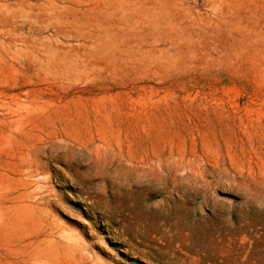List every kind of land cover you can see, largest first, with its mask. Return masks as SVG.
<instances>
[{
    "label": "rangeland",
    "instance_id": "rangeland-1",
    "mask_svg": "<svg viewBox=\"0 0 264 264\" xmlns=\"http://www.w3.org/2000/svg\"><path fill=\"white\" fill-rule=\"evenodd\" d=\"M0 264H264V0H0Z\"/></svg>",
    "mask_w": 264,
    "mask_h": 264
},
{
    "label": "bare ground",
    "instance_id": "bare-ground-1",
    "mask_svg": "<svg viewBox=\"0 0 264 264\" xmlns=\"http://www.w3.org/2000/svg\"><path fill=\"white\" fill-rule=\"evenodd\" d=\"M81 151H82V149H81ZM142 162V161H141ZM143 166V165H142Z\"/></svg>",
    "mask_w": 264,
    "mask_h": 264
}]
</instances>
